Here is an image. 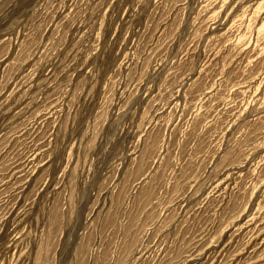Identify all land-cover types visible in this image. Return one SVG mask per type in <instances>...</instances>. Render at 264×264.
I'll return each instance as SVG.
<instances>
[{"label": "rangeland", "instance_id": "rangeland-1", "mask_svg": "<svg viewBox=\"0 0 264 264\" xmlns=\"http://www.w3.org/2000/svg\"><path fill=\"white\" fill-rule=\"evenodd\" d=\"M0 264H264V0H0Z\"/></svg>", "mask_w": 264, "mask_h": 264}]
</instances>
